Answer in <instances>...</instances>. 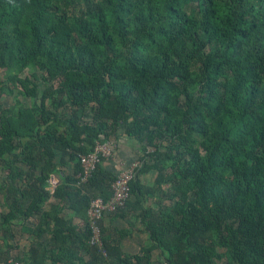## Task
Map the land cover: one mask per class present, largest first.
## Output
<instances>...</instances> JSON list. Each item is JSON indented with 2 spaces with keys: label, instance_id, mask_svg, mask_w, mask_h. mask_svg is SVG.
<instances>
[{
  "label": "trees",
  "instance_id": "obj_1",
  "mask_svg": "<svg viewBox=\"0 0 264 264\" xmlns=\"http://www.w3.org/2000/svg\"><path fill=\"white\" fill-rule=\"evenodd\" d=\"M0 69V264H264V0H0ZM123 137L104 256L80 155Z\"/></svg>",
  "mask_w": 264,
  "mask_h": 264
},
{
  "label": "built area",
  "instance_id": "obj_2",
  "mask_svg": "<svg viewBox=\"0 0 264 264\" xmlns=\"http://www.w3.org/2000/svg\"><path fill=\"white\" fill-rule=\"evenodd\" d=\"M119 151V143L110 138L105 142H99L94 147V150L89 154H81L80 161L82 172L80 173V184L86 183L92 174L95 172L102 159L107 161L114 160ZM140 167L139 160L133 161L127 167L119 170L117 179L111 185V193L109 201H104L102 198H97L92 201L88 209V220L92 230L91 243L99 246L102 255L107 256L108 252L104 248L102 219L105 214L117 210L119 207H125L128 200L131 198V188L129 183L135 180L138 169ZM52 192L58 183V179L53 177L50 180ZM11 264H24L21 261L12 260Z\"/></svg>",
  "mask_w": 264,
  "mask_h": 264
},
{
  "label": "crops",
  "instance_id": "obj_3",
  "mask_svg": "<svg viewBox=\"0 0 264 264\" xmlns=\"http://www.w3.org/2000/svg\"><path fill=\"white\" fill-rule=\"evenodd\" d=\"M139 146L140 145L137 142H135L133 140H130L127 137L121 138V140L119 141V151H118V153L116 155V158H115V161H114L115 162V167L113 165L112 166L115 169H117V171L119 172V170L121 168H124L127 165H130L133 161L137 160V157H138V154H139V151H140L139 150ZM111 163H112L111 161L108 162V164H111ZM55 178L58 179L57 177H55ZM144 178H145V180H144L145 183H152V181L154 180V176H152V175L145 176ZM105 224L108 225V226H112V227L125 225L119 219L115 220V222L113 224H111V220H110V218L108 216L105 217ZM135 227L138 230V231H135V230L133 231L135 238L139 239V238L136 237V232H142V237H143V239L146 240L148 238V234L143 232V231H141L138 228V225H136ZM131 235H129L127 239H129L131 241V244H129V246L132 247L131 252H135V251L138 250L140 244H139V242L138 243L137 242L133 243L132 240L130 239ZM124 240H123L124 249L126 251H130L129 249H126V245L124 243Z\"/></svg>",
  "mask_w": 264,
  "mask_h": 264
},
{
  "label": "rangeland",
  "instance_id": "obj_4",
  "mask_svg": "<svg viewBox=\"0 0 264 264\" xmlns=\"http://www.w3.org/2000/svg\"><path fill=\"white\" fill-rule=\"evenodd\" d=\"M0 77L1 78H4L5 77V74H4V72L0 69ZM9 99V98H8ZM7 99V101L10 103V100H8ZM111 165H113L114 167H115V162H114V160H111ZM121 165V164H120ZM128 166V165H127ZM126 166V167H127ZM120 170H123L122 168L120 169ZM134 230L135 231H138L136 228H134ZM131 238V240H132V242L134 243V242H139V244L141 245L142 244V242L144 241V239H143V237H142V232H136V237L137 238H139V239H136L135 238V236H134V233L130 236ZM128 238V237H127ZM125 239L124 240V243H125V245H126V249H129L130 251L132 250V247L131 246H129V244H131V241L129 240V239ZM24 244V243H23ZM113 259V258H112ZM114 260V259H113ZM109 263V262H108Z\"/></svg>",
  "mask_w": 264,
  "mask_h": 264
},
{
  "label": "clouds",
  "instance_id": "obj_5",
  "mask_svg": "<svg viewBox=\"0 0 264 264\" xmlns=\"http://www.w3.org/2000/svg\"><path fill=\"white\" fill-rule=\"evenodd\" d=\"M55 190V189H54Z\"/></svg>",
  "mask_w": 264,
  "mask_h": 264
}]
</instances>
